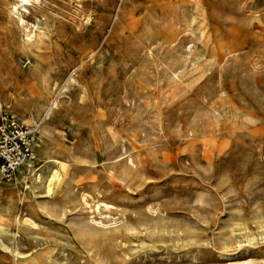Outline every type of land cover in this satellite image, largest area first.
I'll return each instance as SVG.
<instances>
[{
  "label": "rangeland",
  "instance_id": "obj_1",
  "mask_svg": "<svg viewBox=\"0 0 264 264\" xmlns=\"http://www.w3.org/2000/svg\"><path fill=\"white\" fill-rule=\"evenodd\" d=\"M16 72L61 176L0 174V264H264V0H0Z\"/></svg>",
  "mask_w": 264,
  "mask_h": 264
},
{
  "label": "bare ground",
  "instance_id": "obj_2",
  "mask_svg": "<svg viewBox=\"0 0 264 264\" xmlns=\"http://www.w3.org/2000/svg\"><path fill=\"white\" fill-rule=\"evenodd\" d=\"M20 1L21 2H27V3L30 2V0H20ZM21 5H24V4H21ZM13 10H16L17 12L19 11V6H17L16 3H15V5H13ZM19 20L22 21V23L24 22L22 17H20ZM34 44L35 43L32 40L25 41L26 48L27 47L31 48L34 46ZM32 66H33V64H32ZM36 68H37V66L36 67L34 66L32 69H34L36 71ZM36 75H38V74H36ZM15 76L17 78V82L16 83H13V82L9 83L8 81L5 82L3 80L2 75L0 74V84H2L1 86L3 88V91L10 98V100L12 99L11 101L13 103H11V104H14L18 107L23 108L21 110L20 115H19V113L17 115L18 116L17 123L23 124V123H27L29 121L30 122L32 121L34 123V125L37 126L38 133L35 137V143H34V149H33V158L35 160L39 158L41 161H45V163L43 164V166H45V167H44V169H43V166L39 167V168H34L32 166L31 162H30L31 164L29 163L30 165L25 164L24 166L18 167V168H16V170L12 176V177H14L12 183L14 182L16 184L21 183V184L28 185V184L36 183L37 181H41L42 178L45 177V185H44V182L42 184L45 186L46 191L51 193V191H53V188H54L56 182L60 179L61 163H60L59 159L51 156L48 149L43 145V137H42V133L39 129V125L41 126L45 122L46 116L48 114H50V111L52 110V105H51V108H49L46 105V103L42 102L43 100L41 99V98H43L42 95L44 94V92H46L47 94L50 92V89L48 87V81L45 77H42L41 79L37 80L38 84L36 86L33 87V86H26L25 85L26 86L25 87L24 84H22V81L26 77L25 74L20 73V72H16ZM36 77L37 76H35V78ZM12 80H14V79H12ZM2 95H0V114L7 111L11 106L10 104L5 102V100H6L5 97H7V96L4 97ZM8 101H9V99H8ZM43 135H44V133H43ZM27 166H28V168H27V171L25 172L23 167H27ZM45 169H47V171L44 174ZM43 175H45V176H43ZM0 187H3V186L0 185ZM25 221H28V219L26 218Z\"/></svg>",
  "mask_w": 264,
  "mask_h": 264
},
{
  "label": "built area",
  "instance_id": "obj_3",
  "mask_svg": "<svg viewBox=\"0 0 264 264\" xmlns=\"http://www.w3.org/2000/svg\"><path fill=\"white\" fill-rule=\"evenodd\" d=\"M36 125L18 124L7 111L0 114V174L9 179L16 168L33 163Z\"/></svg>",
  "mask_w": 264,
  "mask_h": 264
}]
</instances>
